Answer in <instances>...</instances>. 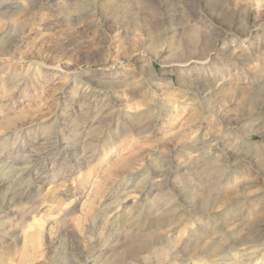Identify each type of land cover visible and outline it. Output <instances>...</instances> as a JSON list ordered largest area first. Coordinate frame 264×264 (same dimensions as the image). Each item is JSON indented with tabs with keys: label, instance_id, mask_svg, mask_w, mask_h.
Wrapping results in <instances>:
<instances>
[{
	"label": "rangeland",
	"instance_id": "374dc122",
	"mask_svg": "<svg viewBox=\"0 0 264 264\" xmlns=\"http://www.w3.org/2000/svg\"><path fill=\"white\" fill-rule=\"evenodd\" d=\"M0 264H264V0H0Z\"/></svg>",
	"mask_w": 264,
	"mask_h": 264
}]
</instances>
